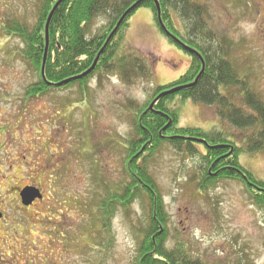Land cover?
I'll return each mask as SVG.
<instances>
[{"label": "rangeland", "instance_id": "374dc122", "mask_svg": "<svg viewBox=\"0 0 264 264\" xmlns=\"http://www.w3.org/2000/svg\"><path fill=\"white\" fill-rule=\"evenodd\" d=\"M41 2L0 0V13L32 28ZM196 2L215 36L211 47L215 49L217 41L226 43L232 65L264 106V0ZM172 18L182 30L179 18ZM107 24L106 17H98L90 35ZM128 24L118 55H147L153 81L138 77L127 85L113 73L97 72L82 91L74 85L25 103L19 97L37 82V74L20 56L21 39L12 35L8 52L14 57L5 82H0V91L7 89V100L0 99V128L10 125L5 135L0 133V195L8 205L0 248L4 241L11 247L6 264H135L148 203L136 199L126 209H115L103 228L99 201L130 181L125 165L137 115L157 87L188 70L190 58L161 33L149 9H137ZM229 93L236 106L243 107L242 91L232 88ZM171 104L178 127L229 135L244 148L240 165L264 182V152L249 153L246 148L252 129L222 123L217 106L179 98ZM146 159L168 218V250L183 248L203 264H264V209L252 203L243 183L221 180L200 191L199 156L177 152L166 143ZM29 184L43 190L44 200L25 208L10 190Z\"/></svg>", "mask_w": 264, "mask_h": 264}, {"label": "trees", "instance_id": "16d2710c", "mask_svg": "<svg viewBox=\"0 0 264 264\" xmlns=\"http://www.w3.org/2000/svg\"><path fill=\"white\" fill-rule=\"evenodd\" d=\"M57 1L42 0L37 21L32 28L17 22L10 23L8 32L16 33L24 45L20 56L37 74V82L28 87L25 100L74 85L82 91L97 72L113 73L127 85H131L133 78L138 77L153 81L154 72L147 55L136 52L118 55L128 22L139 8L149 9L161 33L190 58L188 70L175 81L157 87L151 101L137 115L125 165V173L130 181L125 182L123 189L108 192L105 199L99 201L98 211L103 218L101 226L107 228L115 209H126L136 199L148 203V222L139 235L135 264H203L198 259L188 257L183 248L168 250V218L162 195L147 172L146 158L155 154L164 143L190 157L199 156L200 178L197 187L200 191L221 180L238 181L245 185L252 203L264 209V182L257 180L239 162L244 148L237 147L229 135L218 130L206 132L199 128L178 127L177 110L171 107L175 98H179L180 102L192 100L205 106H217V116L222 123L238 130H253L246 148L249 153H259L264 152L263 104L251 95L246 82L232 65L229 49L224 46L226 43L222 42V45L217 41L215 49L211 47L215 36L205 22L204 8L196 0H157L162 24L170 35L160 27L154 0H141L137 8L124 17L93 71L79 80L57 87V84L86 72L92 66L117 22L140 0H62L49 22L48 49L42 78L41 67L46 48L45 24ZM173 14L179 18L182 30L176 27ZM98 17H106L108 24L100 33L90 35L93 21ZM202 59L204 71L196 84L188 87L201 72ZM177 88L180 89L169 93ZM232 88L242 91L240 99L243 107L236 106L232 96H229L231 94L228 92ZM161 94L164 95L158 98L150 110L153 99ZM246 108L252 110L253 115L248 114ZM199 147L204 149V153Z\"/></svg>", "mask_w": 264, "mask_h": 264}, {"label": "flooded vegetation", "instance_id": "af4514ba", "mask_svg": "<svg viewBox=\"0 0 264 264\" xmlns=\"http://www.w3.org/2000/svg\"><path fill=\"white\" fill-rule=\"evenodd\" d=\"M10 23L11 22H10V19L8 18V16L2 17L1 13H0V52L2 53V54H0V78H1L0 82L2 81L3 83L5 82L4 79H5L6 74H7L6 67L8 66V62H10L11 59L14 57V55L11 54L10 51L8 52V46H9V43L11 42L12 35L18 37L16 35V33L12 34L11 32H8L10 29ZM6 90L7 89L4 88L3 90L0 91V99L7 100V97L5 94ZM19 98L21 99V102L25 103L26 100L24 99V96H21ZM1 127L2 128H0V133L5 135L6 128L10 127V125L8 123V124H6V126L1 125ZM30 186H33V185H31V184L25 185L23 188L30 187ZM36 187L41 192L42 199L41 200H35L34 202H32V204L30 206L25 207V208L33 207L37 203L42 202L44 200L43 190L38 186H36ZM23 188L19 189L17 187H14L10 190L17 198L20 199V203H21L20 192ZM3 199L4 198H2L0 195V226H1L0 229L3 228V231H4V227L6 226V211L8 209V205L6 203L7 199L5 201ZM2 245H3V247L0 248V264H6V258H8L7 252L10 251L11 247H8L5 241L3 242Z\"/></svg>", "mask_w": 264, "mask_h": 264}, {"label": "water", "instance_id": "95a60500", "mask_svg": "<svg viewBox=\"0 0 264 264\" xmlns=\"http://www.w3.org/2000/svg\"><path fill=\"white\" fill-rule=\"evenodd\" d=\"M62 2V0H58L57 3L54 5L53 9L51 10L48 18H47V21H46V25H45V40H46V48H45V52H44V56H43V63H42V68H41V75L42 77L44 78V62H45V59H46V52H47V46H48V26H49V22H50V19L53 15V12L55 11V9L58 7V5ZM141 0L138 1L137 3H135L134 5H132L125 13L124 15L121 17V19L117 22L116 26L114 27V29L112 30V32L110 33V35L108 36V38L106 39V42L105 44L103 45V47L101 48V50L99 51V53L97 54L92 66L84 73L76 76V77H73L71 79H68L62 83H59L57 84V87H61L63 85H66L67 83L69 82H72V81H75V80H79L83 77H85L86 75H88L90 72L93 71V69L95 68L96 64H97V61L100 57V55L103 53L104 49L106 48V46L108 45V43L111 41V39L114 37V35L116 34L119 26L121 25L122 23V20L124 19V17L130 13L132 10L136 9L137 6L140 4ZM155 2V6H156V9H157V18H158V22L160 24V27L162 30H164V32L167 34V35H170L168 33V31L165 29L164 25L162 24V21H161V17H160V7H159V4L157 2V0H154ZM194 51V50H192ZM195 52V51H194ZM204 71V64L202 62V69H201V72L199 73V75L197 76V78L195 79V81L188 85V87L190 86H193L196 84V82L198 81V79L200 78V76L202 75ZM180 88H177V89H174L172 91H170L169 93H173L177 90H179ZM164 94H161L159 95L150 105L149 109L152 110L153 109V106L156 104L158 98L162 97ZM20 198H21V203L23 206H29L32 204V202H34L36 199L40 200L42 198V195L39 191L38 188L36 187H25L21 190L20 192Z\"/></svg>", "mask_w": 264, "mask_h": 264}]
</instances>
